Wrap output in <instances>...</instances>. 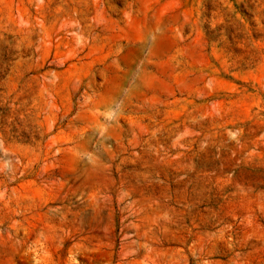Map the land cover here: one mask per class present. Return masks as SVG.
<instances>
[{"label": "rangeland", "instance_id": "1", "mask_svg": "<svg viewBox=\"0 0 264 264\" xmlns=\"http://www.w3.org/2000/svg\"><path fill=\"white\" fill-rule=\"evenodd\" d=\"M0 264H264V0H0Z\"/></svg>", "mask_w": 264, "mask_h": 264}]
</instances>
